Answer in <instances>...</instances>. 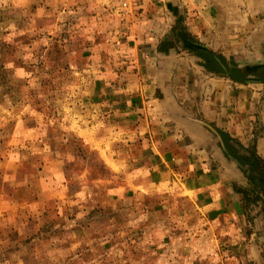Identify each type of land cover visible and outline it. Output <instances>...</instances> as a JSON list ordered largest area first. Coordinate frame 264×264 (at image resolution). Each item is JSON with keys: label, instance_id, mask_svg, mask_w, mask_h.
Instances as JSON below:
<instances>
[{"label": "rangeland", "instance_id": "1", "mask_svg": "<svg viewBox=\"0 0 264 264\" xmlns=\"http://www.w3.org/2000/svg\"><path fill=\"white\" fill-rule=\"evenodd\" d=\"M137 1L0 0V264H137L160 255L163 240L205 236L203 216L173 191L113 197L123 177L89 145L125 144L123 85L140 24L132 17L156 16ZM174 28L183 37L189 27ZM247 63V90L264 89V47ZM250 102L255 118L237 128L250 133L245 148L228 143L246 158L261 131L260 102ZM224 158L236 166L233 190L251 223L264 198L253 173L228 150Z\"/></svg>", "mask_w": 264, "mask_h": 264}, {"label": "crops", "instance_id": "2", "mask_svg": "<svg viewBox=\"0 0 264 264\" xmlns=\"http://www.w3.org/2000/svg\"><path fill=\"white\" fill-rule=\"evenodd\" d=\"M138 1L156 16L132 17L140 24L130 33L134 45L123 85L131 91L123 98L129 112L120 114L129 123L118 129L119 141L125 142L119 149L130 154L116 151L112 142L89 145L123 177L125 188H117L113 197L173 191L209 226H203L200 238L163 240L160 255L137 264H264V214L257 211L247 221L244 202L232 186L236 166L224 158L226 147L217 138L226 135L245 148L241 142L250 133L238 130V121L240 127L242 120L249 125L255 118H248L249 100L252 107L260 102L254 150L264 159V89L250 92L247 80L234 82L226 73L247 69V62L262 54L264 0ZM179 21L189 27L183 37L175 32ZM199 52L224 73L205 70Z\"/></svg>", "mask_w": 264, "mask_h": 264}, {"label": "trees", "instance_id": "3", "mask_svg": "<svg viewBox=\"0 0 264 264\" xmlns=\"http://www.w3.org/2000/svg\"><path fill=\"white\" fill-rule=\"evenodd\" d=\"M197 56L203 58V56L205 55H203L202 52H199L197 53ZM207 58L206 59L203 58L204 60L203 67L205 68V70L214 74L224 73L221 67L216 63V61L213 58L211 57H207ZM226 73L228 77L234 82H238V83L243 82L245 78V73L235 68L228 69ZM221 137L224 140L223 142L226 147V150H228L233 155V157L237 160L239 165L241 167L248 168L249 171L253 173L254 176L252 177V180L253 183H255L254 184L255 188L259 192V194H261V196L264 198V162L258 156H256V154L252 149L250 152L249 150L245 149V151L248 152V156L247 158L242 157L241 154L236 153V150L233 146L228 145L229 141L231 140L228 139L226 135L223 136L221 135Z\"/></svg>", "mask_w": 264, "mask_h": 264}, {"label": "water", "instance_id": "4", "mask_svg": "<svg viewBox=\"0 0 264 264\" xmlns=\"http://www.w3.org/2000/svg\"><path fill=\"white\" fill-rule=\"evenodd\" d=\"M255 83H258V82H255ZM208 129H211V128H208ZM218 139H219V141H220V138H219V136L217 137ZM221 142V141H220Z\"/></svg>", "mask_w": 264, "mask_h": 264}, {"label": "built area", "instance_id": "5", "mask_svg": "<svg viewBox=\"0 0 264 264\" xmlns=\"http://www.w3.org/2000/svg\"><path fill=\"white\" fill-rule=\"evenodd\" d=\"M123 5H126V3H123Z\"/></svg>", "mask_w": 264, "mask_h": 264}]
</instances>
